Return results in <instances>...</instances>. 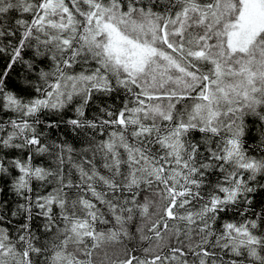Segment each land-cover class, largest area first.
I'll return each mask as SVG.
<instances>
[{"label":"snow or ice","instance_id":"obj_1","mask_svg":"<svg viewBox=\"0 0 264 264\" xmlns=\"http://www.w3.org/2000/svg\"><path fill=\"white\" fill-rule=\"evenodd\" d=\"M0 264H264V0H0Z\"/></svg>","mask_w":264,"mask_h":264}]
</instances>
